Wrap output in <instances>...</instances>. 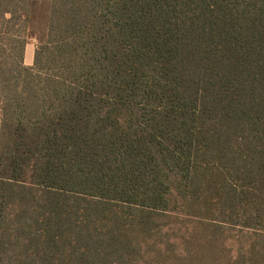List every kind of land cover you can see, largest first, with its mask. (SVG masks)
Listing matches in <instances>:
<instances>
[{"label": "trees", "instance_id": "trees-1", "mask_svg": "<svg viewBox=\"0 0 264 264\" xmlns=\"http://www.w3.org/2000/svg\"><path fill=\"white\" fill-rule=\"evenodd\" d=\"M0 264H264V0H0Z\"/></svg>", "mask_w": 264, "mask_h": 264}, {"label": "rangeland", "instance_id": "rangeland-1", "mask_svg": "<svg viewBox=\"0 0 264 264\" xmlns=\"http://www.w3.org/2000/svg\"><path fill=\"white\" fill-rule=\"evenodd\" d=\"M34 51H35V42H31L26 47V55H25V63L27 65L33 64V58H34Z\"/></svg>", "mask_w": 264, "mask_h": 264}, {"label": "crops", "instance_id": "crops-1", "mask_svg": "<svg viewBox=\"0 0 264 264\" xmlns=\"http://www.w3.org/2000/svg\"><path fill=\"white\" fill-rule=\"evenodd\" d=\"M26 55V54H25Z\"/></svg>", "mask_w": 264, "mask_h": 264}]
</instances>
